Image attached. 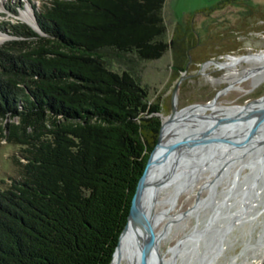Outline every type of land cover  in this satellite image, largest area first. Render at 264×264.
I'll return each mask as SVG.
<instances>
[{"label":"trees","instance_id":"16d2710c","mask_svg":"<svg viewBox=\"0 0 264 264\" xmlns=\"http://www.w3.org/2000/svg\"><path fill=\"white\" fill-rule=\"evenodd\" d=\"M232 1L194 10L168 40L164 0H45L36 28L7 23L0 138L19 149L0 185V264L110 263L161 124L140 62L170 49L185 69L194 14Z\"/></svg>","mask_w":264,"mask_h":264},{"label":"rangeland","instance_id":"374dc122","mask_svg":"<svg viewBox=\"0 0 264 264\" xmlns=\"http://www.w3.org/2000/svg\"><path fill=\"white\" fill-rule=\"evenodd\" d=\"M218 1L164 0L162 15L166 27L165 39L170 38L176 21H183L194 10L210 7ZM44 2L45 0H0V33L3 35L0 44L12 37L7 32V23L31 24L21 17L22 12L28 11L34 18L33 7L39 9ZM193 19L194 30L190 32L192 37L189 38V46L194 51H191L193 56L189 57L185 69L178 70L174 66L170 49L157 58L140 62L139 76L141 85L146 91L147 101L154 102L159 107L157 114L160 118L166 117L171 112L172 103L176 107L173 111H176V117L173 113L168 117V121L179 117L186 109L205 104L216 97L221 105L231 108L260 107L264 102V81L255 85L252 77L241 81L222 79L229 71L226 67L217 66L215 62L225 60L228 55H253L264 51V0H234L208 12H197ZM32 26H35V22ZM198 50H201V53H198ZM208 62L214 63L207 65ZM245 67H258L257 73L264 72V57L242 60L235 64L236 69L241 70ZM174 87L175 95L172 98ZM212 112L213 110L207 111L200 119H207ZM201 123L203 121L196 125L199 126ZM242 123L241 119L235 118L226 124V129L240 127ZM214 131L215 137L205 138L202 140L203 143L195 142L192 146L193 151L189 153L201 154L208 145H211L213 139L219 140L223 132L220 128ZM257 138L261 141L255 144L251 143L250 139L244 140L243 137L237 139V142L232 139L226 145L229 147L224 148L222 142L216 141V144L208 148L207 154L190 161L189 165L195 168L199 167L201 162L210 165L209 169L202 170L196 176L190 174L185 178L182 168L174 165L165 170L169 180L161 190L156 187L151 193L155 202L157 201L152 205L151 211V216L159 222L156 231L165 221L162 218L165 208L170 214L184 211L187 213L181 218H171L167 222L168 233L164 235L158 247V252L161 254L158 264L169 263L173 253L175 257L173 264H195L198 260V252L203 250L204 258L211 261L208 264H223L228 255L240 249L242 239L247 236L246 230L251 225H248V222L252 218L247 222L243 221L244 223L238 221L248 217L253 211L256 213L257 207L264 202V130L257 135ZM18 149L17 144L0 138V185H7L10 176L17 177L13 157ZM227 152H233L234 155L229 156ZM239 167L246 173L233 183ZM184 179L185 181L182 182ZM214 180L218 181L217 185L220 183V188L227 187L231 183V188L223 191L231 190L228 196L233 200L229 204L230 208L220 207L219 201L223 194H209V187ZM249 182L251 186H245ZM178 183L179 191L172 205L170 204L172 191ZM199 198L203 200V204L197 207L195 204ZM215 212L219 217L224 216L226 223L224 226L227 225L226 227L229 228L227 231L223 230L224 233H219L221 219L217 218L211 222ZM206 220L211 223L199 237L197 243L199 250L195 246L192 253L188 252L184 248L190 245L187 243L184 246L186 236L195 231L194 226L198 225V222L203 226ZM222 234L224 236L218 240V247H216L217 238L214 247L209 245L214 237L217 235L221 237ZM221 246L225 247L218 253V248L220 249ZM214 252L218 254L213 256ZM263 259L264 253L259 264Z\"/></svg>","mask_w":264,"mask_h":264},{"label":"bare ground","instance_id":"6f19581e","mask_svg":"<svg viewBox=\"0 0 264 264\" xmlns=\"http://www.w3.org/2000/svg\"><path fill=\"white\" fill-rule=\"evenodd\" d=\"M21 17L34 25V18L28 11L22 12ZM2 38L3 35L0 33V41ZM256 57L263 58L264 51L253 55H228L226 56L225 60L215 63L219 67H226L229 71V73L226 74L222 79L241 81L248 77H252L253 84L256 85L257 83L264 81L263 71L261 73H257L258 67H245L241 70L235 68V64L241 62L242 60ZM212 63L214 62H208L207 65ZM230 68H232V70ZM174 110H176V107ZM209 110H213L210 117L207 119H200V117ZM173 113L174 117H176V111ZM235 118L241 119L243 123L240 125V127L227 130L226 124ZM167 119V116L163 118V124L160 130L158 143L152 153V156L150 157L149 163L142 177V183L138 196L140 210L138 211L137 209H133V220H130L122 230L118 244L114 250L109 264H148L147 261L149 256L146 254L143 248L145 234L142 231V226H146L148 229L147 237H150L152 240V250L157 255L156 259L161 257V254L158 252V247L160 242L164 239V235L168 233L167 222L171 218H181L187 213V211H184L182 213L170 214L165 208L162 213V218H164L165 221L161 228L156 231V226L159 222L158 219L151 216V211L152 205L157 201L155 202V199L151 196V193L155 191L156 187L157 189L161 190L169 180L168 174L165 173V170L174 165L182 168L185 178H187L190 174L196 176L197 174H200L202 170L209 169L210 165L207 164V162H201L199 167L195 168V166L189 165L190 161H195L196 159H199L203 155L207 154L208 148L212 147V145L216 144L217 142H222L224 148L229 147V145H226L230 140L235 139L237 142V139L241 137H243L244 140L250 139L251 143L254 144L258 141H261L260 138H257V135H259L264 130V102L258 108H231L221 105L216 97L205 104L186 109L179 117L173 120L168 121ZM202 121L203 123H201L199 126L196 125V123L199 124ZM216 128H220V130L223 132V135L219 140L213 139V144L211 143V145H208L206 150L201 154L192 155L189 153L190 151H193L192 146L195 142L203 143V139L215 137L214 130ZM180 147L182 148L179 149ZM227 155L232 156L234 153L227 152ZM245 173L246 171L239 167L238 174H236V178L234 179L233 183H235L237 179H241ZM184 181L185 179L182 180V182ZM217 183V180H214L211 183L209 187V194H223L219 201L220 207H222V209L223 206L224 209L230 208L231 205L229 204L233 202V200L228 197L231 194V190L229 192L223 191L229 190L231 188V183L227 187L221 188L220 183L218 185ZM245 186H251V182L247 183ZM179 187L180 184L178 183L177 187H175V189L172 191V200H170V204L172 205L175 202ZM243 200L244 199H242V201ZM201 204H203V200L199 198L195 206L199 207ZM254 214L256 215L254 216ZM217 218L221 219L219 224V233L223 232V230L227 231L229 228L226 227L227 225L224 226L226 224L224 221V216L219 217V214L215 212L212 215L211 222ZM249 218H252L248 222V225H251L246 230L247 236L242 239L243 241L240 249L228 255L225 258L223 264H259L262 254L264 253V202L260 203V205L257 207L256 213H254V211L249 213L248 217L238 221V223L243 221L247 222ZM211 222L206 220L203 226L201 222H198V225L194 226L195 231L190 232L186 236L184 246L187 243H190V245L184 248L187 249L188 252L191 251L192 253V250L195 248V246H197L198 249L197 243L199 237L202 231L206 229ZM223 236V234L221 237L217 235V237H214L211 240L209 245L214 247L215 239L217 238L216 247H218V240L222 239ZM224 247L225 246H221L220 249L218 248L217 252L219 253ZM218 253L214 252L213 256H216ZM173 256L174 253L172 254V260L167 264H173V260L175 258ZM195 262V264H208L211 261H208L206 258H204L203 250L198 252V260Z\"/></svg>","mask_w":264,"mask_h":264},{"label":"water","instance_id":"95a60500","mask_svg":"<svg viewBox=\"0 0 264 264\" xmlns=\"http://www.w3.org/2000/svg\"><path fill=\"white\" fill-rule=\"evenodd\" d=\"M36 28V26H34ZM186 68V66H185ZM174 95H175V87L173 88L172 90V93H171V97L174 98ZM174 106L173 104L171 103V112L167 115V117H171V114L173 113L174 111ZM162 124H163V118H161V124H160V128H159V132H158V136H157V140H156V143L154 144L153 148L151 149L148 157H147V160H146V163H145V166H144V169H143V172L142 174L140 175L139 179H138V182H137V185H136V189H135V192L132 196V199H131V204H130V208H129V211H128V214H127V219H126V222L122 228V230L125 228L126 224L130 221V220H133V215H132V212H133V209H137L138 211L140 210V207H139V203H138V196H139V190H140V186H141V183H142V177L145 173V169L149 163V160H150V157L152 156V153L158 143V139H159V133H160V129L162 127ZM183 146V145H182ZM182 147H180L179 149H181ZM121 230V232H122ZM142 231L144 232L145 234V237H144V245H143V248H144V251L146 252V254L149 256L148 257V264H158V259H156V253L153 252L152 250V240L150 237H147V227L146 226H142ZM120 232V233H121ZM120 235V234H119ZM119 239V237H118ZM118 242V241H117ZM117 245V244H116ZM116 247V246H115ZM115 249V248H114ZM114 251V250H113ZM113 254V252H112Z\"/></svg>","mask_w":264,"mask_h":264}]
</instances>
